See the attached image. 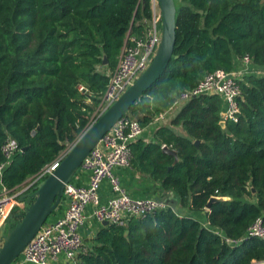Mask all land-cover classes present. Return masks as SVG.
Masks as SVG:
<instances>
[{
  "label": "trees",
  "instance_id": "1",
  "mask_svg": "<svg viewBox=\"0 0 264 264\" xmlns=\"http://www.w3.org/2000/svg\"><path fill=\"white\" fill-rule=\"evenodd\" d=\"M175 5L172 58L125 118L145 127L207 74L236 71L247 55L251 72L239 80L237 121L221 126L224 100L201 95L183 101L153 142L132 143L130 167L171 192L177 210L102 225L78 264L264 261V239L245 238L255 221L264 225V0ZM150 19V0H0V163L5 140L17 145L3 171L5 187L18 190L88 128L127 36L140 35ZM178 126L184 135L172 128ZM211 197L229 200L211 204L204 227L189 213L203 212ZM216 230L242 241L230 246Z\"/></svg>",
  "mask_w": 264,
  "mask_h": 264
},
{
  "label": "built area",
  "instance_id": "2",
  "mask_svg": "<svg viewBox=\"0 0 264 264\" xmlns=\"http://www.w3.org/2000/svg\"><path fill=\"white\" fill-rule=\"evenodd\" d=\"M150 4L151 19L140 35L127 36L115 68L108 73V82L99 107L91 117V124L147 69L156 53L161 37V14L157 0H150ZM249 65L250 58L246 55L242 59L241 70L229 73L217 70L209 73L192 90L182 92L177 101L183 102L206 94L219 95L225 102L221 122H236L239 114L238 101L241 98L239 80L251 72ZM78 91L86 92L81 85L78 86ZM141 133L142 126L137 121L124 117L102 137L84 158L79 169L89 174L87 185H65L63 200L67 201V206L63 216L46 222L41 227L23 249L18 264H78V256L87 251L81 231L88 205L93 207L91 217L96 222H108L116 226L126 225L131 218L168 208L167 204L159 199L131 198L113 173L115 168L130 167V145ZM16 151L15 141L8 137L1 147L3 161L0 163V229L13 209L24 208L25 204L19 200L21 195L33 191L40 181L55 170L63 156L62 154L14 191L5 187L2 176ZM103 181L108 182L112 195L105 203H101L98 194ZM215 233L230 246H237L242 241L231 240L220 230ZM246 237L264 239V225L260 219L247 230ZM253 264H264V261H254Z\"/></svg>",
  "mask_w": 264,
  "mask_h": 264
},
{
  "label": "water",
  "instance_id": "3",
  "mask_svg": "<svg viewBox=\"0 0 264 264\" xmlns=\"http://www.w3.org/2000/svg\"><path fill=\"white\" fill-rule=\"evenodd\" d=\"M161 14V37L156 53L147 69L92 123L65 152L57 167L40 181L31 192L21 195L25 204L22 214H11L0 229V264H14L23 249L34 238L49 217L58 209L64 187L71 183L79 171L84 158L100 142L102 137L129 112L133 104L161 77L167 68L175 45L176 5L174 0H157ZM107 60L103 59V65ZM224 126V122H220ZM200 141H194L198 145ZM24 150V149H23ZM22 150V151H23ZM163 153L178 162L175 151L166 146ZM173 212L177 210V199L171 193L161 198ZM229 200L226 197H211L205 205L209 211L211 204ZM103 226L109 225L103 222Z\"/></svg>",
  "mask_w": 264,
  "mask_h": 264
},
{
  "label": "crops",
  "instance_id": "4",
  "mask_svg": "<svg viewBox=\"0 0 264 264\" xmlns=\"http://www.w3.org/2000/svg\"><path fill=\"white\" fill-rule=\"evenodd\" d=\"M242 66L238 69L241 70ZM236 70V71H238ZM182 102L176 101L174 106H172L168 111L156 117L153 121H151L145 127H142V133L137 140H142L145 143L153 142L155 132L161 126H170L169 123L174 115L177 113L179 108L181 107ZM175 112L173 113V111ZM177 133L184 135L183 129L178 127H172ZM115 176L118 177L120 185L127 192V194L133 199H147V198H155L159 199L165 196H169L171 192H165L161 189V187L152 182L147 176L140 174L139 172L134 171L131 167L129 168H115L113 170ZM87 172L82 170L78 171L73 179L72 183L77 186H86L88 183ZM99 198L101 203H105L112 195L110 191V187L107 181H103L101 183L100 189L98 191ZM174 196V195H173ZM67 206V201L64 200L63 203L60 204L58 209L53 213L50 218L51 221H55L56 219L63 216ZM93 207L88 205L85 213V223L83 225L81 236L83 238V242L89 243V241L94 237L95 233L99 230L102 224L96 222L91 217ZM207 210L203 212L197 213H189V216L198 220L204 227H207V218H206ZM18 264V262H17Z\"/></svg>",
  "mask_w": 264,
  "mask_h": 264
},
{
  "label": "rangeland",
  "instance_id": "5",
  "mask_svg": "<svg viewBox=\"0 0 264 264\" xmlns=\"http://www.w3.org/2000/svg\"><path fill=\"white\" fill-rule=\"evenodd\" d=\"M174 1H175V3H176V4H178L180 0H174ZM174 112H175V110L173 111V113H174ZM63 202H64V200H62V202H61V203H63ZM49 221H50V218L48 219V221H47V222H49Z\"/></svg>",
  "mask_w": 264,
  "mask_h": 264
}]
</instances>
